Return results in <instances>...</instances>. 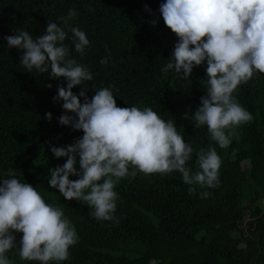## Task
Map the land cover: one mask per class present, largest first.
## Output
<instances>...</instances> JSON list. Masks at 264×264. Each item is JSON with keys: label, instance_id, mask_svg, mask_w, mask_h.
Listing matches in <instances>:
<instances>
[{"label": "trees", "instance_id": "trees-1", "mask_svg": "<svg viewBox=\"0 0 264 264\" xmlns=\"http://www.w3.org/2000/svg\"><path fill=\"white\" fill-rule=\"evenodd\" d=\"M164 2L0 0V180L14 172L15 178L32 184L46 203L63 210L78 235L69 258L49 264H264V74L255 73L233 93L253 120L236 128L230 145L221 149L207 126L195 128L191 119L206 91V61L186 80H177L174 71H161L179 39L160 15ZM70 9L78 15L69 24L90 41L84 56L74 51L72 33L59 19ZM48 22L68 31L65 44L71 56L92 73L91 81L73 87L74 94L85 88L90 100L95 91L108 87L118 106L151 107L165 121L172 120L194 149L188 161L192 171L199 170L196 150L215 147L222 160L218 186L187 185L178 171L137 172L116 185L111 221L95 219L85 202L67 200L50 188L49 169L67 159L55 157L50 147L71 144L83 131L58 123L65 110L63 101L53 97L58 85L66 87V79L51 77L50 69L25 70L20 62L24 50L8 47L4 39L19 30L35 39ZM105 57L108 63L101 64ZM49 112L51 121L45 117ZM189 187L196 189L192 195ZM203 192L210 194L202 197ZM14 234L19 243L22 233ZM18 253L19 247L6 253L12 264H40L21 260Z\"/></svg>", "mask_w": 264, "mask_h": 264}, {"label": "clouds", "instance_id": "clouds-1", "mask_svg": "<svg viewBox=\"0 0 264 264\" xmlns=\"http://www.w3.org/2000/svg\"><path fill=\"white\" fill-rule=\"evenodd\" d=\"M145 10H149L147 5ZM159 10L165 25L179 38L172 60L161 71L164 75L174 71L177 80H186L194 67L206 61L207 95L200 98L201 106L191 119L195 128L206 125L211 140L226 149L235 129L253 120L233 93L255 73L264 74V0H165ZM77 15L70 9L67 17L59 19L72 33L74 51L84 56L90 41L83 30L69 24ZM68 31L48 22L44 34L35 39L24 30L4 37L8 47L24 50L20 62L25 70L46 73L50 69L51 77L66 79V87L58 85L53 97L63 101L65 110L58 123L83 131L71 144L50 147L55 157L67 158L62 166L49 169L50 188L58 189L67 200L85 202L94 209L95 219L111 221L118 199L116 185L137 172L178 171L187 185L217 187L222 160L215 147L196 150L199 170L192 171L188 161L194 149L172 120L165 121L151 107L118 106L108 87L95 91L90 100L85 88L78 95L73 93L74 86L93 76L71 56L65 44ZM100 63L107 64L108 57ZM184 115L189 119L187 112ZM45 117L51 121L52 114L45 113ZM70 175L79 178L71 180ZM9 176L0 180V264H12L6 253L17 247L24 261L67 260L78 235L63 210L46 203L32 184L21 182L14 172ZM195 191V187L188 188L189 195ZM15 232L22 233L19 243Z\"/></svg>", "mask_w": 264, "mask_h": 264}, {"label": "rangeland", "instance_id": "rangeland-1", "mask_svg": "<svg viewBox=\"0 0 264 264\" xmlns=\"http://www.w3.org/2000/svg\"><path fill=\"white\" fill-rule=\"evenodd\" d=\"M207 95V90L205 91V93H204V96H206Z\"/></svg>", "mask_w": 264, "mask_h": 264}]
</instances>
